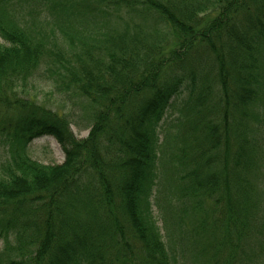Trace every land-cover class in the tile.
<instances>
[{"label": "trees", "instance_id": "16d2710c", "mask_svg": "<svg viewBox=\"0 0 264 264\" xmlns=\"http://www.w3.org/2000/svg\"><path fill=\"white\" fill-rule=\"evenodd\" d=\"M0 138V264H264V0H0Z\"/></svg>", "mask_w": 264, "mask_h": 264}, {"label": "rangeland", "instance_id": "374dc122", "mask_svg": "<svg viewBox=\"0 0 264 264\" xmlns=\"http://www.w3.org/2000/svg\"><path fill=\"white\" fill-rule=\"evenodd\" d=\"M131 17V18H129ZM127 23V25L121 24V20H119L120 25L118 26V29H123L124 26H127L129 29V32L131 35L136 34L137 32H141L142 38L148 39L151 38V33L153 31L152 24L147 19H137L133 14L130 16H123L122 17ZM131 23V24H130ZM39 24L36 22V27H38ZM138 29V30H137ZM43 30H45L43 28ZM96 32L98 34L105 33L106 30L103 28L96 29ZM152 39V38H151ZM57 44H60V40H57ZM43 72V70L41 71ZM36 82L32 86H28L26 88L25 94L29 95L30 97L35 98L38 100V102L46 105L47 107L51 108L52 111H65L67 112V109H63L65 106V101L61 99V96L55 92L52 91L50 88V84H47L43 80V78L38 79V75L35 77ZM77 117H74V120L76 121ZM82 121H78V125L74 126L71 125V130L74 134V136L78 139L86 138L88 134V130L86 127V122L84 121L83 117L79 115V117ZM2 139L0 138V161L4 157V146L2 145ZM26 153L29 156L30 159L42 164V165H61L64 161V155L59 147V145L55 142V140L51 137H41L38 139L33 140L26 149ZM154 216L156 215V208L153 207L152 209ZM0 242V247H1Z\"/></svg>", "mask_w": 264, "mask_h": 264}]
</instances>
